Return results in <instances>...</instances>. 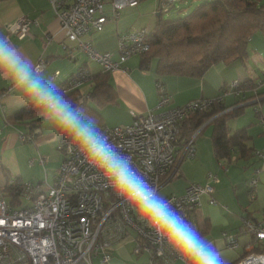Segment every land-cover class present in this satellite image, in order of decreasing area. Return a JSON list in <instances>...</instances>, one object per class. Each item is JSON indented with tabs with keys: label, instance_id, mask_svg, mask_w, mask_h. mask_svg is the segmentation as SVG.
Listing matches in <instances>:
<instances>
[{
	"label": "crops",
	"instance_id": "obj_1",
	"mask_svg": "<svg viewBox=\"0 0 264 264\" xmlns=\"http://www.w3.org/2000/svg\"><path fill=\"white\" fill-rule=\"evenodd\" d=\"M58 1L63 7L73 2ZM159 5L160 0H137L135 5L119 9L116 17L107 19L100 30H91L84 39L89 40L98 52H109L112 57L117 58L119 33L140 28L151 32L158 13L165 12L159 11ZM153 11L155 16L150 17ZM22 16L35 22L30 25L28 33L19 38L9 33L7 27ZM0 33L8 35L34 63L44 60V75L57 88L67 84L79 71H85L87 76L69 92L77 98L84 97L87 108L98 116L96 120L99 126H125L132 122V113L146 115L149 112H159L162 108H156V103L161 95L160 86L169 98L168 107L183 106L190 100L222 96L221 100L215 102H222L227 106L225 110L242 107L241 115L245 106L264 102V79L261 78L264 75V35L259 31L252 34L248 41L246 59H236L227 64L214 63L200 77L158 74L155 70V58L142 67L141 54H133L119 68L109 73L108 83L115 90L116 99L106 103H98L90 97L95 87L91 76L103 69L66 38L50 0H0ZM246 79H250L253 88L240 90V82ZM233 81L237 82V86L231 88ZM228 93H233L235 97H227ZM23 109L25 108L10 104L7 88L0 85V187L8 179L12 181L13 178H18L23 185L38 186L40 190H46L54 183L63 151L58 147L60 142H50V130L32 111L25 113L22 120L14 121L9 118ZM254 111L257 121L249 120L248 124L239 127L245 128L248 135L245 144L249 153L238 157V152L234 150L230 161L217 160L212 149V125L207 123L204 128L210 127L209 141L197 137L203 128L193 138V157H178L163 183L172 180L162 196L181 194L189 183L204 184L208 181V173L216 175L217 180L212 183L213 191L209 196L214 202L210 203L206 195L200 196L193 217L199 230L203 231L201 234L215 246H223L225 250L232 252L241 247L239 254L231 258V263L249 249L258 250L256 248L259 247V242L243 228L242 218L246 217L264 226V158L256 155V152L264 151V129L258 121L260 116L264 117V106H261V110ZM239 115L228 119L230 130L237 128L232 129L229 120ZM256 124L258 127H253ZM20 135H24L26 140L20 139ZM55 144L57 147L54 153L51 152V147ZM35 152L39 155L49 153L48 158L44 162H37ZM39 162L46 163L48 170ZM198 166L200 170L191 169ZM252 179H255L254 185L250 184ZM22 193L23 189L20 201L14 206L22 205ZM230 237L235 238V247L227 245ZM122 241L114 243L112 250L117 249Z\"/></svg>",
	"mask_w": 264,
	"mask_h": 264
},
{
	"label": "built area",
	"instance_id": "obj_2",
	"mask_svg": "<svg viewBox=\"0 0 264 264\" xmlns=\"http://www.w3.org/2000/svg\"><path fill=\"white\" fill-rule=\"evenodd\" d=\"M174 1L160 0L159 11H167ZM50 2L66 38L105 71L112 72L127 57L143 54L150 47L149 32L145 28L119 33L117 58L109 52H98L89 40L84 39L91 30H100L107 19L116 17L119 9L133 6L137 0H73L65 7L58 0ZM34 22L22 16L10 24L7 31L21 38ZM36 64L43 69L45 61L39 60ZM86 76L87 73L81 70L58 89L65 94L80 85ZM236 86L237 82L233 81L231 88ZM159 90L161 95L156 103V108H162L159 112L132 113V122L125 126H99L111 142L132 158L134 165L157 190L178 157L194 155L193 135L178 143L180 120L222 99V96L195 99L183 106L168 107L169 98L162 86ZM84 101V97L79 96L75 104L82 106ZM259 122L264 129V117H260ZM20 139L26 140V137L20 135ZM58 147L63 151V158L54 183L46 190L24 185L22 195L29 201L27 205H11L0 192V264H96L95 259L98 264H108L114 243L124 239L136 241L133 251L137 255L149 253L148 264H165L164 254L132 221L125 219L103 191L85 178L75 164L74 155L66 151V144ZM256 155L264 158V151L256 152ZM45 158L39 156V161L44 162ZM207 178L204 184L189 183L181 194L164 196L186 220L196 225L193 212L200 196L206 195L210 203L214 202L209 196L216 175L208 173ZM250 184L254 185L255 179ZM242 225L259 242V247L258 250L249 249L231 264H264V226L246 217L242 218ZM130 229L136 231L135 237L129 233ZM227 245L235 247V238L230 237Z\"/></svg>",
	"mask_w": 264,
	"mask_h": 264
},
{
	"label": "clouds",
	"instance_id": "obj_3",
	"mask_svg": "<svg viewBox=\"0 0 264 264\" xmlns=\"http://www.w3.org/2000/svg\"><path fill=\"white\" fill-rule=\"evenodd\" d=\"M0 85L7 88L11 105L39 116L51 132L50 142H66V151L74 155L85 178L164 254L165 264H231L230 256L205 238L195 223L186 220L132 158L110 141L97 120L83 106L74 104L46 78L42 67L3 33Z\"/></svg>",
	"mask_w": 264,
	"mask_h": 264
},
{
	"label": "trees",
	"instance_id": "obj_4",
	"mask_svg": "<svg viewBox=\"0 0 264 264\" xmlns=\"http://www.w3.org/2000/svg\"><path fill=\"white\" fill-rule=\"evenodd\" d=\"M257 31L264 35V0H206L175 18H164L159 12L154 28L147 35L150 47L141 54L140 64L143 67L155 58L158 74L200 77L214 63L227 64L244 59L248 54V41ZM109 73L102 70L91 76L95 87L90 97L98 103L116 99L115 90L108 83ZM252 85L250 79H246L240 82L239 89L253 88ZM65 95L75 104L77 97L70 92ZM82 106L98 119L87 108L85 101ZM226 107L222 102H213L202 111L189 113L178 124L179 140L190 137L209 120L207 123L212 125V149L217 160L230 161L234 150L238 152V157L246 155L249 148L245 144L248 139L245 128L230 130L228 125V119L239 115L242 107L225 110ZM30 111L23 109L9 118L22 120L24 114ZM60 144L65 145L66 142L61 140ZM23 186L18 178H13L12 181L8 179L0 189L8 202L16 205Z\"/></svg>",
	"mask_w": 264,
	"mask_h": 264
},
{
	"label": "rangeland",
	"instance_id": "obj_5",
	"mask_svg": "<svg viewBox=\"0 0 264 264\" xmlns=\"http://www.w3.org/2000/svg\"><path fill=\"white\" fill-rule=\"evenodd\" d=\"M144 2H148L150 0H143ZM153 1H156L157 0H153ZM206 0H177L173 3V5H171L169 7V10L168 11H165V12H162V17L164 18H175V17H178V16H183L185 15L186 13H188L193 7H195L197 4H200L202 2H204ZM181 8V10H179ZM155 9V7H154ZM155 16V12L153 11V13H150V17H153ZM251 56V54H250ZM247 58V56L245 57V59ZM249 59V58H248ZM250 61L253 62V59L252 57H250ZM261 78L264 79V75H261ZM256 82H257V79H256ZM264 83V82H262ZM227 97L228 96H234L233 93H228L226 95ZM261 103V102H260ZM262 104V105H261ZM261 104H259V102H257V104L253 105H247L244 107V111L241 115H239L238 117L236 118H232L229 120V124L230 126L232 127V129L234 128H239L243 125H246L249 123V120H256L257 121V117H255V114H254V110L255 109H260L261 110V106H264V102H262ZM259 121V119H258ZM253 127H258V124L256 125H253ZM210 127H206L204 128V130H202L200 132V134L197 136L198 138L199 137H202L203 139L206 138L208 139L207 141H209V134H210ZM196 141V140H195ZM194 144V143H193ZM56 145V144H55ZM52 145L51 147V152H56V147L57 145ZM36 154V155H35ZM35 159L36 161L38 162L39 161V156H42V157H47V154L49 153H44L42 155H39V153H36L35 152ZM48 158V157H47ZM187 160V158L185 159ZM39 164L41 166H45L46 163H40ZM46 169L48 170L47 166H45ZM193 170H200V167H195V168H191ZM172 183V180L171 181H168L166 182L165 184H163L160 189H159V193L161 195H164L166 193V189L170 186V184ZM29 203V201L26 199V197H22L21 198V204L22 205H27ZM129 233L135 237L136 236V231L130 229L129 230ZM136 246V241L135 240H129V239H124L122 242H120V245H118V248L117 249H113L111 250L110 254H111V259H110V262L108 264H148L150 261H149V258H150V255L148 252H142L141 254H136L134 251H133V248ZM217 248L223 250L224 252H226L227 254H229L231 257L230 258H234L235 256H237L241 250V247H237L234 252L232 251H228V250H225L223 248V246H217ZM95 263H97V259H95Z\"/></svg>",
	"mask_w": 264,
	"mask_h": 264
},
{
	"label": "water",
	"instance_id": "obj_6",
	"mask_svg": "<svg viewBox=\"0 0 264 264\" xmlns=\"http://www.w3.org/2000/svg\"><path fill=\"white\" fill-rule=\"evenodd\" d=\"M245 104H248V103H245Z\"/></svg>",
	"mask_w": 264,
	"mask_h": 264
}]
</instances>
